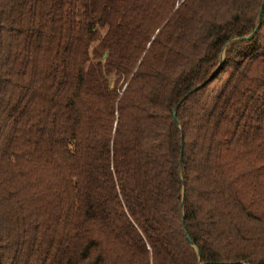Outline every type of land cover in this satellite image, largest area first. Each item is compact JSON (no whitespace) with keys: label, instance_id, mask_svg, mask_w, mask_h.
<instances>
[{"label":"trees","instance_id":"16d2710c","mask_svg":"<svg viewBox=\"0 0 264 264\" xmlns=\"http://www.w3.org/2000/svg\"><path fill=\"white\" fill-rule=\"evenodd\" d=\"M0 264H264V0H0Z\"/></svg>","mask_w":264,"mask_h":264},{"label":"water","instance_id":"95a60500","mask_svg":"<svg viewBox=\"0 0 264 264\" xmlns=\"http://www.w3.org/2000/svg\"><path fill=\"white\" fill-rule=\"evenodd\" d=\"M254 32H255V30H254L252 33H254ZM173 118H174V120L176 121L175 113L173 114Z\"/></svg>","mask_w":264,"mask_h":264}]
</instances>
